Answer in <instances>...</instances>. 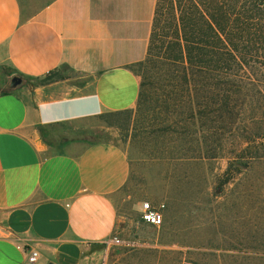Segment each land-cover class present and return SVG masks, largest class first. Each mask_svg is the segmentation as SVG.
<instances>
[{"label": "crops", "instance_id": "crops-1", "mask_svg": "<svg viewBox=\"0 0 264 264\" xmlns=\"http://www.w3.org/2000/svg\"><path fill=\"white\" fill-rule=\"evenodd\" d=\"M32 1L0 0V264H28L29 248L36 264H201L191 261L205 253L190 247L188 221L174 230L184 237L121 238L131 174L121 148L55 135L136 110L132 67L146 56L156 0ZM63 67L76 77L30 85ZM12 76L27 83L14 90ZM113 236L123 244L106 247Z\"/></svg>", "mask_w": 264, "mask_h": 264}, {"label": "rangeland", "instance_id": "rangeland-1", "mask_svg": "<svg viewBox=\"0 0 264 264\" xmlns=\"http://www.w3.org/2000/svg\"><path fill=\"white\" fill-rule=\"evenodd\" d=\"M74 77L63 67L30 85ZM163 130L137 129L134 116L129 121L125 115H106L60 126L55 135L109 142L128 156L130 179L123 190L125 201L118 202L124 215V223L119 224L124 229L121 238L151 237L157 231L167 237H184L185 231L181 235L174 230L178 223L188 221L190 247L205 253L196 256L192 251V262L264 264V145L243 142L241 137H249L252 130L234 128L207 144L198 133L201 147ZM144 203L155 208L164 205L163 222L169 226L161 228L162 223L156 232L146 229L140 217ZM219 241L221 245L213 244Z\"/></svg>", "mask_w": 264, "mask_h": 264}, {"label": "trees", "instance_id": "trees-1", "mask_svg": "<svg viewBox=\"0 0 264 264\" xmlns=\"http://www.w3.org/2000/svg\"><path fill=\"white\" fill-rule=\"evenodd\" d=\"M132 71L136 110L112 116L195 147L198 133L207 144L234 128L264 145V0H156L146 56Z\"/></svg>", "mask_w": 264, "mask_h": 264}, {"label": "built area", "instance_id": "built-area-1", "mask_svg": "<svg viewBox=\"0 0 264 264\" xmlns=\"http://www.w3.org/2000/svg\"><path fill=\"white\" fill-rule=\"evenodd\" d=\"M164 208V205H161L158 208H155L149 203L142 204L141 208V220L154 227L161 226L163 222V214L161 210ZM4 233V229L0 226V234ZM123 242L116 236L110 237L106 242V247L120 246ZM39 259V253L36 249L29 248L26 251V261L28 264H36Z\"/></svg>", "mask_w": 264, "mask_h": 264}, {"label": "water", "instance_id": "water-1", "mask_svg": "<svg viewBox=\"0 0 264 264\" xmlns=\"http://www.w3.org/2000/svg\"><path fill=\"white\" fill-rule=\"evenodd\" d=\"M23 84V80L18 77V76H12L11 79H10V87L12 89H17L19 88L20 86H22ZM49 264H52V263H49Z\"/></svg>", "mask_w": 264, "mask_h": 264}]
</instances>
